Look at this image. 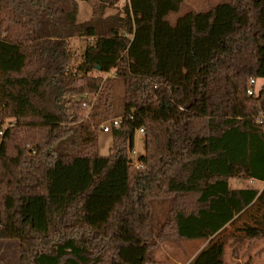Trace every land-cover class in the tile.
<instances>
[{"label":"trees","instance_id":"1","mask_svg":"<svg viewBox=\"0 0 264 264\" xmlns=\"http://www.w3.org/2000/svg\"><path fill=\"white\" fill-rule=\"evenodd\" d=\"M84 1L79 23L77 0H0V241L19 242L16 264H158L167 241L207 243L190 264H225L228 227L248 218L237 232L264 239V189L231 184L264 183V87L247 94L264 80V0L175 25L184 0L111 16L121 0ZM156 202L169 203L157 231Z\"/></svg>","mask_w":264,"mask_h":264},{"label":"rangeland","instance_id":"2","mask_svg":"<svg viewBox=\"0 0 264 264\" xmlns=\"http://www.w3.org/2000/svg\"><path fill=\"white\" fill-rule=\"evenodd\" d=\"M129 0H121L114 7L106 10V16H111L122 12L124 6ZM228 0H184V4L178 13H174L168 17L170 24L175 25L177 20L191 12H206L211 8L225 3ZM79 5L78 22H88L93 15V8L84 0H77ZM110 3V0H108ZM88 40L85 38H77L71 41V49L76 54V62L79 63L85 53ZM108 76H104L107 78ZM264 82L261 81L260 84ZM123 89L118 84L116 86V96H122ZM113 146L112 133H105L102 130L99 133V154L107 157ZM145 155V141L142 136L137 133L135 137L134 151L131 159L135 165H138L140 157ZM232 186L237 187H254L263 188V183L251 181L241 183L232 181ZM264 189V188H263ZM169 203H154L153 227L157 231L161 224L165 221ZM249 222L250 219L244 218L236 227H241L242 222ZM236 227H228L224 233V239L228 240L227 246L222 252L225 264H264V239H243V234L237 232ZM207 243L196 241H167L160 244L154 255L158 264H190L197 258L200 252L205 248ZM19 257L18 241H0V264H16Z\"/></svg>","mask_w":264,"mask_h":264},{"label":"built area","instance_id":"3","mask_svg":"<svg viewBox=\"0 0 264 264\" xmlns=\"http://www.w3.org/2000/svg\"><path fill=\"white\" fill-rule=\"evenodd\" d=\"M257 81L255 80H252L250 82V85H249V89L247 91V94L249 96H256L258 94V89H257ZM84 107L86 108V105H84ZM258 123L259 124H264V113H261L259 118H258ZM121 124V119H113L111 121H109L108 123H106L105 125L102 126V131L105 132V133H109L112 131V129L114 127H119ZM139 135L142 136L144 138V131L143 130H140L139 131Z\"/></svg>","mask_w":264,"mask_h":264},{"label":"crops","instance_id":"4","mask_svg":"<svg viewBox=\"0 0 264 264\" xmlns=\"http://www.w3.org/2000/svg\"><path fill=\"white\" fill-rule=\"evenodd\" d=\"M261 81L264 82V80H259V81H257V85H256V86H257V89H258V90L264 87V83H263V84H260ZM252 182H253V181H252ZM261 183H262V182H261ZM263 188H264V183H263ZM263 188H261L260 191H262Z\"/></svg>","mask_w":264,"mask_h":264},{"label":"water","instance_id":"5","mask_svg":"<svg viewBox=\"0 0 264 264\" xmlns=\"http://www.w3.org/2000/svg\"><path fill=\"white\" fill-rule=\"evenodd\" d=\"M104 3H108V0H103Z\"/></svg>","mask_w":264,"mask_h":264}]
</instances>
